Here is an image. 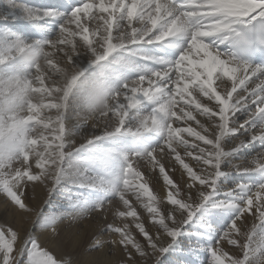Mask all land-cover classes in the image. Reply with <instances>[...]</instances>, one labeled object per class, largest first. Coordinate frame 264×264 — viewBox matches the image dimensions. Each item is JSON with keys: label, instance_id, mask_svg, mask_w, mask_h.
<instances>
[{"label": "snow or ice", "instance_id": "obj_1", "mask_svg": "<svg viewBox=\"0 0 264 264\" xmlns=\"http://www.w3.org/2000/svg\"><path fill=\"white\" fill-rule=\"evenodd\" d=\"M0 197V264H264V0H0Z\"/></svg>", "mask_w": 264, "mask_h": 264}, {"label": "bare ground", "instance_id": "obj_2", "mask_svg": "<svg viewBox=\"0 0 264 264\" xmlns=\"http://www.w3.org/2000/svg\"><path fill=\"white\" fill-rule=\"evenodd\" d=\"M160 187H161V185H160V183H158V189H160ZM2 200H3V198L0 197V212L3 213V216L5 215L6 218H7L8 215H9V212H10V208L5 207V206L3 205V203H2ZM71 243H72V241H71V239H69V240L67 241V245L70 247V246H71ZM179 258H180V257H179V254H178V255H177V259H179Z\"/></svg>", "mask_w": 264, "mask_h": 264}, {"label": "rangeland", "instance_id": "obj_3", "mask_svg": "<svg viewBox=\"0 0 264 264\" xmlns=\"http://www.w3.org/2000/svg\"><path fill=\"white\" fill-rule=\"evenodd\" d=\"M155 187H156V189H158V183L156 184ZM5 218H6V216L5 215L3 216V213L0 212V220H3ZM175 259H177V257H175Z\"/></svg>", "mask_w": 264, "mask_h": 264}]
</instances>
